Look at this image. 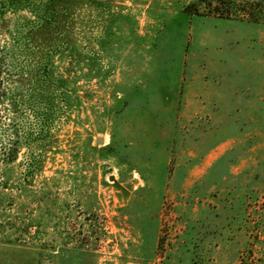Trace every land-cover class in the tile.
<instances>
[{
    "label": "rangeland",
    "instance_id": "rangeland-1",
    "mask_svg": "<svg viewBox=\"0 0 264 264\" xmlns=\"http://www.w3.org/2000/svg\"><path fill=\"white\" fill-rule=\"evenodd\" d=\"M193 1L0 0V264H264V24Z\"/></svg>",
    "mask_w": 264,
    "mask_h": 264
},
{
    "label": "trees",
    "instance_id": "trees-1",
    "mask_svg": "<svg viewBox=\"0 0 264 264\" xmlns=\"http://www.w3.org/2000/svg\"><path fill=\"white\" fill-rule=\"evenodd\" d=\"M195 10H192L193 8ZM208 9L209 13L216 15L223 19H230L232 17L241 18L255 24H264V0H194L192 4L187 6L184 10L186 14H195L197 16L202 15L201 8ZM4 9V8H3ZM41 27V24L36 28ZM22 37L28 36L26 32L18 33ZM14 44L0 46V104L6 109L7 114L14 113L17 107L29 106L28 100L20 96V87L15 85L11 88L9 81L11 80L12 68L16 67L15 62L20 60V57H25L27 60L31 53L27 44H23L20 41H14ZM42 66L37 65L38 76L35 78L37 86H42V81L50 82L51 86L57 88L59 81L52 75V71L48 70L47 66L45 70ZM16 70L18 73H25L24 65H21ZM26 92V91H25ZM28 92H26L27 94ZM17 106V107H15ZM36 116L47 117L42 107H38L35 111ZM6 117V116H5ZM16 140L8 143L2 147L3 156L7 160V164L16 157L18 151L21 148V140L23 139L18 132H16Z\"/></svg>",
    "mask_w": 264,
    "mask_h": 264
},
{
    "label": "water",
    "instance_id": "water-1",
    "mask_svg": "<svg viewBox=\"0 0 264 264\" xmlns=\"http://www.w3.org/2000/svg\"><path fill=\"white\" fill-rule=\"evenodd\" d=\"M103 141H104L103 138H99V139H98V143H102ZM111 179L113 180L114 177H112Z\"/></svg>",
    "mask_w": 264,
    "mask_h": 264
}]
</instances>
